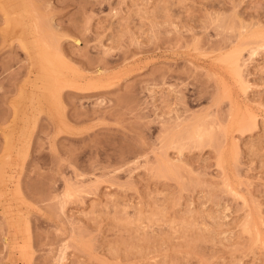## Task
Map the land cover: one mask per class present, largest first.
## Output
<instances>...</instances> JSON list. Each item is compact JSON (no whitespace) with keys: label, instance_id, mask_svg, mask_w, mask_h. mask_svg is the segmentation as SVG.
<instances>
[{"label":"rangeland","instance_id":"rangeland-1","mask_svg":"<svg viewBox=\"0 0 264 264\" xmlns=\"http://www.w3.org/2000/svg\"><path fill=\"white\" fill-rule=\"evenodd\" d=\"M0 264H264V0H0Z\"/></svg>","mask_w":264,"mask_h":264},{"label":"bare ground","instance_id":"bare-ground-1","mask_svg":"<svg viewBox=\"0 0 264 264\" xmlns=\"http://www.w3.org/2000/svg\"><path fill=\"white\" fill-rule=\"evenodd\" d=\"M82 90V89H81Z\"/></svg>","mask_w":264,"mask_h":264}]
</instances>
